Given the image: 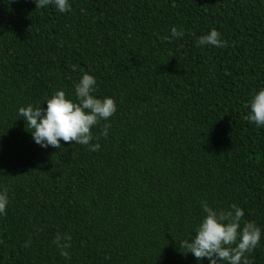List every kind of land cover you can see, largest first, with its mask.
I'll return each mask as SVG.
<instances>
[{
    "label": "trees",
    "instance_id": "1",
    "mask_svg": "<svg viewBox=\"0 0 264 264\" xmlns=\"http://www.w3.org/2000/svg\"><path fill=\"white\" fill-rule=\"evenodd\" d=\"M70 4L0 0V264H201L174 239L193 232L201 201L240 206L241 226L262 229L245 255L264 264V127L245 119L264 86V0ZM172 26L184 35L169 40ZM212 28L224 46H199ZM83 72L117 105L92 128L100 149L40 147L18 106L74 98Z\"/></svg>",
    "mask_w": 264,
    "mask_h": 264
},
{
    "label": "clouds",
    "instance_id": "2",
    "mask_svg": "<svg viewBox=\"0 0 264 264\" xmlns=\"http://www.w3.org/2000/svg\"><path fill=\"white\" fill-rule=\"evenodd\" d=\"M36 9L49 6L60 13L71 11L70 0H33ZM184 35L176 26L170 28L169 40ZM201 47L211 45L223 47L220 33L212 28L201 34L197 40ZM76 66L73 65V70ZM97 80L89 72H83L74 83V98L66 95L63 89L55 90L41 104L21 105L17 108V118L27 125L32 141L42 148L49 146L59 149L61 142L87 145L89 150H99L92 128L101 120L107 121L117 110L111 96H97ZM248 112L245 119L257 128L264 127V86L254 90L246 102ZM108 125H104L103 134L107 135ZM9 204L7 189H0V216L6 214ZM202 218L189 235L176 240L182 253H191L198 262L207 260V264H249L245 253L251 252L261 240L262 229L255 221H246L241 226L244 210L236 203L228 208L216 209L206 201H201ZM71 236L57 233L54 243L60 249V255L69 257Z\"/></svg>",
    "mask_w": 264,
    "mask_h": 264
}]
</instances>
